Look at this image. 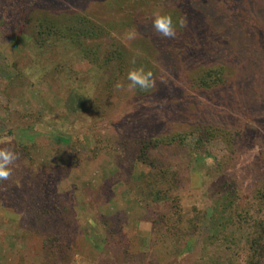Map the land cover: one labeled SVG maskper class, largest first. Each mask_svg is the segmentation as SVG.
I'll return each instance as SVG.
<instances>
[{
  "label": "rangeland",
  "instance_id": "obj_1",
  "mask_svg": "<svg viewBox=\"0 0 264 264\" xmlns=\"http://www.w3.org/2000/svg\"><path fill=\"white\" fill-rule=\"evenodd\" d=\"M5 148L0 264H264V0H0Z\"/></svg>",
  "mask_w": 264,
  "mask_h": 264
},
{
  "label": "clouds",
  "instance_id": "obj_2",
  "mask_svg": "<svg viewBox=\"0 0 264 264\" xmlns=\"http://www.w3.org/2000/svg\"><path fill=\"white\" fill-rule=\"evenodd\" d=\"M152 27L162 38L174 39L177 35V28L171 15L153 13ZM127 80L130 81V88L148 90L155 86L153 72L146 70L144 66L129 69ZM18 159V153L14 150L10 148L0 149V183L11 177L12 168Z\"/></svg>",
  "mask_w": 264,
  "mask_h": 264
},
{
  "label": "trees",
  "instance_id": "obj_3",
  "mask_svg": "<svg viewBox=\"0 0 264 264\" xmlns=\"http://www.w3.org/2000/svg\"><path fill=\"white\" fill-rule=\"evenodd\" d=\"M91 27V29L89 28V30H87L86 28H84V29H82V28H80V32L76 29L75 30V33H73V36L75 37V38H77V36H78V34H82V35H84V36H87V37H90V36H94V35H100V34H103V32H102V30H100V29H93L94 27H92V26H90ZM50 30H54V28H52V29H50ZM49 31V30H48ZM15 171H16V169H14V168H12V174L13 175H15ZM12 179V178H11ZM9 181V180H8ZM13 182H8V183H6L7 184V186L9 187V185L10 184H12ZM14 183H16V182H14ZM25 184H26V182H25ZM24 184V185H25ZM23 185V186H24ZM28 189H30V187L28 188ZM52 237H50L49 238V242H51L52 243Z\"/></svg>",
  "mask_w": 264,
  "mask_h": 264
}]
</instances>
